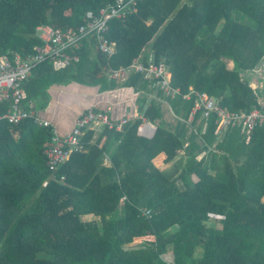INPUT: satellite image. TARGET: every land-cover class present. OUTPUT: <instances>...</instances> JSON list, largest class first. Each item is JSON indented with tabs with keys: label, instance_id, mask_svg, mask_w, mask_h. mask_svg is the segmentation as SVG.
<instances>
[{
	"label": "trees",
	"instance_id": "trees-1",
	"mask_svg": "<svg viewBox=\"0 0 264 264\" xmlns=\"http://www.w3.org/2000/svg\"><path fill=\"white\" fill-rule=\"evenodd\" d=\"M113 1L0 0V55H27L40 43L38 25L77 28ZM107 37L116 42L112 55L91 41L65 68L39 63L24 83V104L44 110L49 88L71 82L101 90L153 85L162 96L141 72L107 76L142 54L149 65L153 55L180 88L171 105L186 123L168 125L161 103L142 95L151 135L142 134L141 117L105 126L95 139L88 129L85 148L53 171L45 154L52 127L2 120L0 264H264V130L233 128L218 139L215 118L191 119L194 97L182 96L196 89L231 110L258 106L264 93L242 73L264 58V0H140L124 20L109 22Z\"/></svg>",
	"mask_w": 264,
	"mask_h": 264
},
{
	"label": "built area",
	"instance_id": "built-area-1",
	"mask_svg": "<svg viewBox=\"0 0 264 264\" xmlns=\"http://www.w3.org/2000/svg\"><path fill=\"white\" fill-rule=\"evenodd\" d=\"M140 0H114L102 6L98 12H88L86 20L77 28H56L49 23L36 27V35L40 43L34 46L27 55L20 53H5L0 55V107L8 102L5 112H0V122L7 120L17 124L26 118L42 126H51L53 135L45 148L46 162L50 170H57L67 162L75 151L83 150L86 142L83 137L88 129L95 124H103L110 128L121 129L131 120L130 116L120 119L113 118L107 110L90 106L82 110L76 117L73 127L65 132H60L52 120L44 117L42 111L34 107L30 101L29 106L24 104V83L32 75L34 68L41 62L50 61L55 69H62L74 61L79 60L80 50L85 42L95 41L100 51L112 55L116 51V42L109 40L107 32L109 22L114 19L124 20L131 12L137 9ZM149 65L134 60L127 66L110 68L107 71L109 79H122L132 71L141 72L155 80L166 96L176 98L180 88L171 84V73L163 60L155 63L153 55L149 58ZM183 98L194 97L191 119L198 112L204 119L215 118L216 137L221 139L233 128H239L242 133L256 128L264 130V96L258 100V106L250 110H231L221 105L215 96L207 91L191 89L182 94ZM203 155L205 151L201 152ZM200 157V156H198ZM64 179V176H62ZM142 214L149 216L151 211L142 207Z\"/></svg>",
	"mask_w": 264,
	"mask_h": 264
},
{
	"label": "crops",
	"instance_id": "crops-1",
	"mask_svg": "<svg viewBox=\"0 0 264 264\" xmlns=\"http://www.w3.org/2000/svg\"><path fill=\"white\" fill-rule=\"evenodd\" d=\"M143 54L136 58L142 61ZM126 78V77H125ZM116 79L118 81L123 80ZM144 79L153 78L143 75ZM153 86V85H152ZM149 86L148 91L141 88L120 86L114 89L101 90L100 85H87L80 82H71L67 85L54 84L49 88L51 99L48 106L42 111L44 117L52 120L60 132L70 130L75 122L77 115L87 107L94 106L98 109L107 110L115 119L124 116L143 118L141 123V132L143 135H151L154 130V124L144 117V109L141 106L140 96L145 95L151 101L156 99L162 105V111L166 123L175 128L185 125L182 117L177 116L172 109L170 96H159L156 91H152ZM105 126L95 124L92 128L98 137ZM93 139V140H94ZM106 165L110 164L109 157L104 158Z\"/></svg>",
	"mask_w": 264,
	"mask_h": 264
},
{
	"label": "rangeland",
	"instance_id": "rangeland-1",
	"mask_svg": "<svg viewBox=\"0 0 264 264\" xmlns=\"http://www.w3.org/2000/svg\"><path fill=\"white\" fill-rule=\"evenodd\" d=\"M223 59L229 67H232V68L234 67L235 64L232 58L224 57ZM242 75L245 78L251 80L254 85H258L259 89L263 91L262 93H264V90H263V87H264V58L260 61V63L257 65L255 69L244 71ZM198 156H200L201 158L203 156V153H200ZM180 159H181V155H177L173 160H171L168 163L167 165L168 168L175 166V164H177ZM175 229L176 227L173 226L172 230H175ZM130 244L137 245L139 244V241H135ZM202 251H203L202 247H198L196 250V256L197 257L200 256L202 254ZM171 254L172 252H168L167 254H165L166 259H171Z\"/></svg>",
	"mask_w": 264,
	"mask_h": 264
}]
</instances>
